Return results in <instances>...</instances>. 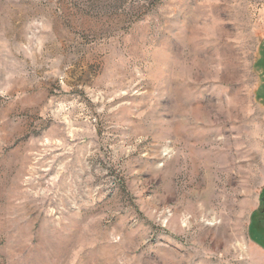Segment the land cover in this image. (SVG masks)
<instances>
[{
  "label": "rangeland",
  "instance_id": "374dc122",
  "mask_svg": "<svg viewBox=\"0 0 264 264\" xmlns=\"http://www.w3.org/2000/svg\"><path fill=\"white\" fill-rule=\"evenodd\" d=\"M0 264H264V0H0Z\"/></svg>",
  "mask_w": 264,
  "mask_h": 264
}]
</instances>
